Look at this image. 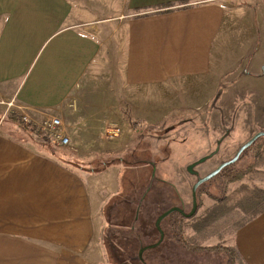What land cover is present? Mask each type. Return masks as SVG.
<instances>
[{"label":"crops","instance_id":"0c3cea01","mask_svg":"<svg viewBox=\"0 0 264 264\" xmlns=\"http://www.w3.org/2000/svg\"><path fill=\"white\" fill-rule=\"evenodd\" d=\"M103 57L110 60L109 69ZM263 62L264 0H0V96H14L41 120L58 112L70 96H81L82 80L101 68L110 78V91L99 90L98 96L116 108L119 99L140 110L145 125L191 118L177 130L178 138L185 145L196 141L198 146V138L203 144L185 166L209 156L215 141L232 132L231 107L246 114L239 141L248 140V132H264V95L252 97L259 92L246 84L260 79ZM173 110L192 112L170 114ZM253 114L254 126L248 129ZM71 119L69 124L103 123L80 114ZM87 149L82 144L80 152L64 151L14 122H0V264H132L116 259L102 244L109 200L100 197V190L90 199L86 179L94 173L82 175L58 157L75 156L91 169L99 160L86 159ZM153 158L139 164L149 178L155 174L152 164L156 168L161 159ZM206 160L200 167L210 163ZM183 180L165 185L179 198L171 208L183 200ZM159 189L156 193L166 199L168 193ZM115 193L110 201L121 192ZM231 245L243 264H264V211L236 229Z\"/></svg>","mask_w":264,"mask_h":264},{"label":"rangeland","instance_id":"374dc122","mask_svg":"<svg viewBox=\"0 0 264 264\" xmlns=\"http://www.w3.org/2000/svg\"><path fill=\"white\" fill-rule=\"evenodd\" d=\"M102 61L103 66H107L109 69L111 66L110 60H105L103 57ZM261 69L264 72V62ZM91 71L97 74L90 73L82 80L80 86L83 85L85 88L81 96L75 94L67 98L60 110L54 115L45 114L43 115L44 118L38 120L29 115L26 107L17 104L22 112L38 125L51 117L58 118L61 121L62 130L70 140L67 147L57 146L58 149L71 152L72 149H75L80 152L79 147L83 144L88 148L86 159H98L99 163L109 162L113 165L115 161H122L123 165L116 166V168L106 166L101 172L86 179L90 199L95 200L98 190H100V197H103L106 202L109 200L108 203L104 204V216L107 219L106 229L108 230L103 235L104 243L102 244L108 246L107 250L116 259L121 261L130 260L132 264H177L185 261H188L186 264H191V262L193 264H226L227 259L230 260L226 255V251L204 252L199 251L198 247L219 246L232 248V238L236 229L261 208L262 205L260 204H247L241 201L239 195L238 197L235 195L229 197V195L234 193L241 185L260 191L264 190V153H262L264 151V136L256 139L236 162L198 187L197 210L192 218L186 219L178 214H171L163 220L159 225L160 232L163 233V236H161L155 227V221L161 213L174 206L179 199L178 195L174 193L175 190L166 188L165 185L167 184L169 187L178 185L184 178H187L183 180L185 185L183 200L179 201L180 205L178 207L182 208L185 213H189L192 205L191 190L197 180V174L203 177L210 170L211 165L217 166L233 158L238 149L255 134L253 131V133L248 132V140L239 141L237 139L245 126L246 114L241 109L235 108L236 106L231 107L232 122L229 126H231L232 132L224 140L215 141L209 156L213 152L215 154L206 160L210 163L200 167L204 161L196 165V170L200 171L198 173L195 170L197 174H192L194 176L192 179L191 173L187 171L188 166H185L184 163L189 156L196 157L195 153L198 146L202 145L203 142L198 138V146L194 143L196 141L185 145L181 136H179L180 139L178 138L181 131L177 132V130L183 128L181 127L183 124H190L191 118L185 117L188 118L185 119L175 116V118L171 117L169 120L164 119L157 125L147 126L140 118L141 115L138 114L140 110L129 108V106L121 103L119 99L116 108L115 102L105 101L104 97L98 96L99 90L104 92L105 89H109L110 91V78L100 73L101 68L91 69ZM246 84L249 85L248 89L259 92L252 93V97L264 95V73L261 74L258 81L248 79ZM96 90L98 92H92ZM83 93L86 94L85 97ZM9 98H14L16 101L14 96ZM78 98H82L81 101L78 102ZM147 107L153 108V103L147 102ZM176 111L192 112V110H173L170 114ZM220 111L222 112V110H215L216 115ZM79 114L83 115L85 119L89 118V120L102 118L103 123L85 121L87 124H69V121H72L71 117ZM250 117V123L246 125L248 129H252L254 126V123H251V120H254V114ZM236 119L237 125L235 124ZM133 122L136 123L133 124ZM34 127L38 129L37 126ZM183 130L186 131V129ZM189 131L192 130L189 129ZM36 137L40 142H43L46 138L42 136V133L40 135L39 131ZM93 138H95V141L92 140ZM81 139H86V142ZM172 139L179 140L171 141ZM165 144L167 145L166 151L162 149ZM109 156L114 159L104 161ZM153 156L161 158L156 168L157 163L155 165L151 163L153 165L152 169L155 171L153 176L156 175L158 180L165 181V184L156 181V177L154 178L151 175L149 178L141 172L142 166L139 165L140 163L137 160L140 158L154 160ZM201 158L192 161L196 163ZM91 169H95L94 166ZM86 172L82 175L89 174L88 169ZM240 172L244 173L239 181L228 183L234 173L238 174ZM158 187L164 188L168 193L166 199H164L163 193L161 195L156 193L160 191ZM116 190L121 193L110 201L112 199L110 193H115ZM118 198L117 205H113V202ZM108 214L109 217L107 218ZM205 223H211V226L206 228ZM201 225L205 227L198 228ZM131 232L133 233L131 234ZM112 243L114 245H111ZM144 245H148L147 249L150 252L140 253L139 249ZM109 246L111 247L109 248ZM175 246L178 247L175 249ZM231 264L243 263L235 256Z\"/></svg>","mask_w":264,"mask_h":264},{"label":"trees","instance_id":"16d2710c","mask_svg":"<svg viewBox=\"0 0 264 264\" xmlns=\"http://www.w3.org/2000/svg\"><path fill=\"white\" fill-rule=\"evenodd\" d=\"M3 121L4 122H14V124H16L17 127L22 129L23 131L30 132V133L34 134L35 136L38 135V131H39L38 129H36L35 127H31V126H28V125L24 124L22 122V120L20 119V117L16 116L14 113L8 114ZM3 121H1V122H3ZM42 143H44L45 145L51 146V144L49 143V140L47 138H45ZM262 153H264V151ZM58 157L61 159V161H62L61 163H65L66 162V165H68L69 167H72V168H74V169H76L78 171L81 170L80 173H84V172L87 173L86 171L88 169L89 170V172H88L89 174H93V173L96 174L98 172H101L104 167L109 166V165H113V163H109V162H107V163H99V161H96V162L93 163L94 164L93 166H94L95 169H90L89 167H87L85 169V167L83 168V166L79 165V162L77 161V158L75 156L72 157L71 159H69V158L65 159L61 155L58 156ZM63 160H65V161H63ZM142 160L143 159L140 158L139 160H137V162L138 163H142ZM114 165H123V163H122V161H115ZM226 168L227 167L223 168L219 173H221ZM243 173L244 172H240L238 174L234 173L232 175V177L228 180V183H235V182L239 181V179H240V177L242 176ZM196 195H197V192H196ZM233 195H235L236 197H238V195H239L240 200L244 201L247 204L248 203H253V204L256 203V204L262 205L261 208L258 210V212L253 214L248 220H246V222L241 224L239 227H241L245 223L251 221L252 219L257 217L260 213H262L264 211V201H262V200H264V190L260 191V190L255 189V188H248L246 185H241L234 193L229 195V197L233 196ZM255 207H257V206H255ZM170 215H168L167 217H169ZM205 224L207 225L206 228L211 226V223H208V224L205 223ZM202 227L204 228L205 226L201 225L198 228H202ZM198 248H199L198 249L199 251H204V252H208V251H211V252H225L226 251L227 252L226 255L230 258V260L227 259V261H226L227 264H231V262H233V259L236 256L235 251L232 248H228V247L225 248V247L215 246V247H198Z\"/></svg>","mask_w":264,"mask_h":264},{"label":"built area","instance_id":"2783aa9c","mask_svg":"<svg viewBox=\"0 0 264 264\" xmlns=\"http://www.w3.org/2000/svg\"><path fill=\"white\" fill-rule=\"evenodd\" d=\"M10 113H14L20 117L22 122L28 126H37L40 135L46 137L50 144L54 146L67 147L69 145V137L62 130V123L58 118L51 117L45 119L41 124L33 123L30 118L24 114L14 100V98H3L0 96V122L3 121Z\"/></svg>","mask_w":264,"mask_h":264},{"label":"water","instance_id":"95a60500","mask_svg":"<svg viewBox=\"0 0 264 264\" xmlns=\"http://www.w3.org/2000/svg\"><path fill=\"white\" fill-rule=\"evenodd\" d=\"M264 136V132H258L256 133L251 139H249L245 144H243L238 151L236 152V154L233 156V158H231L230 160H227L225 162H222L219 166H217V168H215L212 172L208 173L207 175L200 177L197 173L193 172L192 168L202 162H204L206 159H208L209 157L213 156L215 154V152H213L210 156H206L204 158H201L200 160H198V162L191 164L190 166H188V171L191 174H197V180L195 182V184L192 187L191 190V195H192V205H191V210L190 212L185 215L184 212L179 209L178 207H173L170 208L168 210H166L165 212L161 213L156 221H155V227L157 228V230L159 231L160 235L163 236V233L160 232V222L166 218L168 215L174 213V212H178L180 214H182L185 218H190L192 217L196 210H197V196H196V192L198 187L203 184L204 182L210 180L211 178L215 177L223 168L233 164L234 162H236L238 160V158L240 157V155L243 153V151H245L248 147H250L256 139L263 137ZM153 247V246H151Z\"/></svg>","mask_w":264,"mask_h":264},{"label":"flooded vegetation","instance_id":"af4514ba","mask_svg":"<svg viewBox=\"0 0 264 264\" xmlns=\"http://www.w3.org/2000/svg\"><path fill=\"white\" fill-rule=\"evenodd\" d=\"M178 208H179V207H178ZM179 209L182 210V208H179ZM182 211H183V210H182ZM183 212H184V211H183ZM175 213L179 214L180 216H182V217L184 218V216H183L182 214H180V213H178V212H175ZM184 214L187 215L188 213H185V212H184ZM192 217H193V216H192ZM192 217H190V218H192ZM165 219H166V218H164L163 220H165ZM186 219H188V218H186ZM163 220H162V221H163ZM162 221H161V222H162ZM161 222H160V225H161Z\"/></svg>","mask_w":264,"mask_h":264}]
</instances>
